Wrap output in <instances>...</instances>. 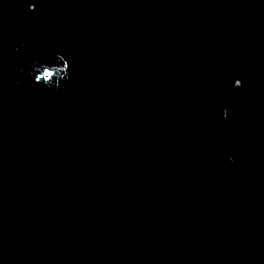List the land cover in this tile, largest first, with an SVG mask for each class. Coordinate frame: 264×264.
I'll return each instance as SVG.
<instances>
[{
  "label": "water",
  "instance_id": "1",
  "mask_svg": "<svg viewBox=\"0 0 264 264\" xmlns=\"http://www.w3.org/2000/svg\"><path fill=\"white\" fill-rule=\"evenodd\" d=\"M0 264H264V0H0Z\"/></svg>",
  "mask_w": 264,
  "mask_h": 264
},
{
  "label": "clouds",
  "instance_id": "2",
  "mask_svg": "<svg viewBox=\"0 0 264 264\" xmlns=\"http://www.w3.org/2000/svg\"><path fill=\"white\" fill-rule=\"evenodd\" d=\"M32 10V9H30ZM59 61H63V66H44L40 65L35 69V72L38 73L35 76V82L36 83H43L44 85L48 87H56L59 88L61 81H66L68 79V69L69 65L67 61H65L63 56L58 57ZM63 73V76H60V74ZM31 75V73H29ZM235 87L239 88L242 87V83L240 80H237L235 82ZM224 118L227 119V111L224 112Z\"/></svg>",
  "mask_w": 264,
  "mask_h": 264
}]
</instances>
